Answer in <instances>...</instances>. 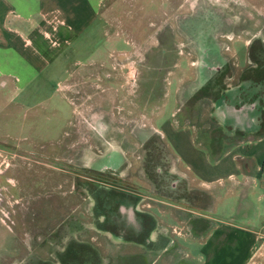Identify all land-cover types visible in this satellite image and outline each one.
<instances>
[{"label": "rangeland", "instance_id": "374dc122", "mask_svg": "<svg viewBox=\"0 0 264 264\" xmlns=\"http://www.w3.org/2000/svg\"><path fill=\"white\" fill-rule=\"evenodd\" d=\"M97 26L57 61L56 126L0 115V264H180L214 222L264 216L259 190L252 206L213 200L227 164L201 182L264 135V0H105ZM14 97L0 81V105ZM219 104L259 113V130L222 126Z\"/></svg>", "mask_w": 264, "mask_h": 264}, {"label": "crops", "instance_id": "0c3cea01", "mask_svg": "<svg viewBox=\"0 0 264 264\" xmlns=\"http://www.w3.org/2000/svg\"><path fill=\"white\" fill-rule=\"evenodd\" d=\"M104 1L0 0V81L10 79L17 97H23L16 106L0 105L1 118H8L9 111L18 112L14 118L29 123L38 133L39 129L56 126L59 119L56 111H61L62 103L56 90L53 91V87L56 89L53 83L61 74L56 72L57 61L65 56L67 47L78 44L77 40L83 45L92 38L93 30L98 29L101 21ZM39 92L41 98H31ZM235 116L224 109L223 104L216 107V119L222 126L241 128L248 133L257 132L261 126L260 115L255 111L240 119ZM8 134L4 132L1 136ZM188 135L194 156L208 159L209 148L195 142L191 133ZM215 158L216 165L221 168L213 172L208 163L202 169V184L209 185L211 181L204 178V174H216L217 178L212 181L223 179L220 174L225 164L229 166L227 176L231 180L230 184H224L222 189L212 193L215 202L222 201L223 205L231 207L237 199L241 205L252 206L251 194L258 190L261 191L258 200L263 202L264 135L237 144ZM254 166L256 174L252 175ZM255 216L240 220L232 215L224 221L214 222L202 241L188 247L191 261L181 260L180 264H249L258 249L259 239L264 237V216Z\"/></svg>", "mask_w": 264, "mask_h": 264}, {"label": "built area", "instance_id": "2783aa9c", "mask_svg": "<svg viewBox=\"0 0 264 264\" xmlns=\"http://www.w3.org/2000/svg\"><path fill=\"white\" fill-rule=\"evenodd\" d=\"M262 172L264 173V165H262Z\"/></svg>", "mask_w": 264, "mask_h": 264}]
</instances>
